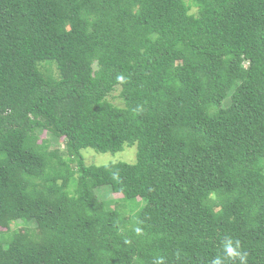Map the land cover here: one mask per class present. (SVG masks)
<instances>
[{
	"label": "trees",
	"instance_id": "trees-1",
	"mask_svg": "<svg viewBox=\"0 0 264 264\" xmlns=\"http://www.w3.org/2000/svg\"><path fill=\"white\" fill-rule=\"evenodd\" d=\"M217 260L264 264V0H0V264Z\"/></svg>",
	"mask_w": 264,
	"mask_h": 264
},
{
	"label": "rangeland",
	"instance_id": "rangeland-1",
	"mask_svg": "<svg viewBox=\"0 0 264 264\" xmlns=\"http://www.w3.org/2000/svg\"><path fill=\"white\" fill-rule=\"evenodd\" d=\"M110 99L117 105H123V100L120 97V87L113 91V93L110 95ZM44 137H48L51 140L52 148L58 146L64 148V142L62 140L55 138L54 136L48 133H45L42 138ZM82 153L85 157L87 164L103 165L111 162L120 161L135 162L137 159V144L126 145L124 150L115 153H102L90 147L83 149ZM100 191L104 199L113 197V192L109 186H101L97 188L98 195H100Z\"/></svg>",
	"mask_w": 264,
	"mask_h": 264
},
{
	"label": "clouds",
	"instance_id": "clouds-1",
	"mask_svg": "<svg viewBox=\"0 0 264 264\" xmlns=\"http://www.w3.org/2000/svg\"><path fill=\"white\" fill-rule=\"evenodd\" d=\"M227 251H228V253H229L230 255H239V253L235 252L234 249L231 248V247H228ZM214 264H220V261L217 260V261L214 262Z\"/></svg>",
	"mask_w": 264,
	"mask_h": 264
}]
</instances>
